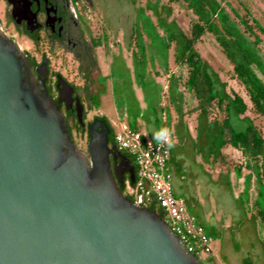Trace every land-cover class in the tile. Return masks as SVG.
<instances>
[{
  "label": "water",
  "instance_id": "1",
  "mask_svg": "<svg viewBox=\"0 0 264 264\" xmlns=\"http://www.w3.org/2000/svg\"><path fill=\"white\" fill-rule=\"evenodd\" d=\"M47 62L36 75L0 25V264H202L122 192L126 173L138 188L140 167L110 144L103 120L88 125L87 150L73 139L59 103H72L74 87L59 75V101L50 96ZM76 109L84 125L79 99Z\"/></svg>",
  "mask_w": 264,
  "mask_h": 264
},
{
  "label": "rangeland",
  "instance_id": "2",
  "mask_svg": "<svg viewBox=\"0 0 264 264\" xmlns=\"http://www.w3.org/2000/svg\"><path fill=\"white\" fill-rule=\"evenodd\" d=\"M210 2L217 3V11H220L214 16L215 22L222 26L220 14L227 13L229 19L238 24L241 32L252 44L255 37L244 31L240 18L248 20L260 38V42L254 46L264 63V0H204L207 7ZM79 5L90 30L89 38L101 41V45L95 48L98 63L93 69L95 77L99 75L105 77V73L108 72V61H113L114 71H125L127 78L134 79L137 88H141L144 103H153L154 91L147 93L150 98L147 97L145 100L144 97L145 87L149 84L144 85V79L147 78L144 75L139 76V72L142 73L143 70L136 68L134 72L136 57L138 60L141 58L142 46H145L147 47L145 58L149 69L153 71L158 69L163 73L169 69L175 71L177 75L181 74L183 80L181 87L185 93L184 108L187 110L185 114L192 116L196 113L193 109L197 105V99L185 85L188 68L177 64L175 60L177 45L173 41L169 43L166 31L168 28L173 30L178 27L186 34L190 33L192 22L198 19V15L189 6V1L170 3L168 0H79ZM160 16L163 18L159 19ZM163 19L167 23H174L177 27L174 24L162 27L159 23L163 22ZM0 23L6 34L18 42L22 50L30 52L37 60H41V51L35 50L31 41L25 35L18 34L10 20H7L3 3H0ZM257 24L263 30L258 28ZM168 43L169 46H167ZM195 47L202 58L209 63L211 70L218 75L217 90H221L222 85H225V90L231 96L237 93L247 104L245 114L237 117L232 113L233 125L243 127L246 125V118H251L264 137V115L254 112L249 94L244 84L238 79L233 63L226 56L216 36L212 32H206ZM49 57L54 72H61L76 85L83 84L84 77L72 54L61 53L56 56L51 53ZM122 57L127 61L130 71L124 70L120 59ZM163 61H168L170 66L165 67ZM255 68L264 80L261 69L256 66ZM106 76L107 83L101 85L97 81L94 85L95 89L92 90L101 97L100 106L91 107L89 101L86 100L85 105L88 110L85 124L96 115L108 114V103L112 105L111 90L108 89L110 84H108V75ZM128 84L132 87V83ZM126 88L127 93L121 95L120 100L126 96L129 103L135 104L133 89L130 88L128 91ZM106 93L107 95L103 96ZM166 95L167 93L164 95V101H167ZM224 115L216 107L209 118L206 113L202 112L197 119L195 117L190 119L191 125L194 124L197 127L195 132L190 133L183 125L179 126L181 133L179 132L175 148L173 147V156L183 165L182 174L185 177L181 179V173L174 175V190L178 196L187 200L192 207V212L207 226L215 239L214 253L201 257L204 264H264L262 242L264 224L253 215L255 213L254 201L257 197V175L254 169L248 167V162L254 166L256 161H249L240 149L230 145L221 149L222 159L214 162L213 157L210 156L212 149L219 148L220 138V132L211 124V120L213 118L222 119ZM72 134L80 147L87 150L89 142L87 128L85 127L84 131L73 128ZM263 164L264 159L258 162L260 167H263ZM238 168H241L239 177ZM248 175H251V181L247 200L242 195L246 189ZM239 196L242 198L238 199ZM246 260L249 261L246 262Z\"/></svg>",
  "mask_w": 264,
  "mask_h": 264
},
{
  "label": "trees",
  "instance_id": "3",
  "mask_svg": "<svg viewBox=\"0 0 264 264\" xmlns=\"http://www.w3.org/2000/svg\"><path fill=\"white\" fill-rule=\"evenodd\" d=\"M168 1L170 3H178L182 0ZM187 1H189V6L192 7L198 15V19L192 22L189 34L183 32L174 23L165 22V19H163V22L160 21L159 24L162 27L170 26L172 24L177 27L173 30L168 28L166 30L168 33L167 37L169 43L172 41L176 42L177 51L175 60L177 64L186 66L188 68V76L185 85L190 91L193 92L195 98L197 99V105L193 111L200 113L204 112L209 118L211 112L217 107L219 111L225 114L222 119L213 118V120H211V124L220 132V138L218 141L219 148H215V150L212 149L210 156L214 157V161H217L220 158L222 159L223 152L221 149L227 145H230L234 148L240 149L243 155L248 158L249 161H256L254 166L248 162V167L250 169H254L255 174L257 175V197L254 201L255 213L253 215L259 219L262 224H264V164L263 167L258 166V162L264 159V137L251 118H246V125L243 127H235L233 125L231 121L232 113H234L237 117H240L247 111V104L239 94L235 93L234 96H231L225 90V85H222L221 90H217L216 80H218V75L211 70L209 63L202 58L201 54L195 47L206 32H212L216 36L219 44L222 46L228 59L233 63L234 71L238 79L244 84L249 94L254 112L259 115H264V80L260 77L257 69L255 68V66L258 67V69H261L260 71L264 74V63L262 62L257 48L254 46L260 42V38L254 31V27L243 17L240 18V22L244 27V31L255 37L252 44L251 41L244 35V33L241 32L238 24L229 19L227 13L222 12L220 14L222 26L215 22L214 16L220 12L217 11V3L210 2L209 7H207V5L204 3V0ZM162 18L161 16L159 17V19ZM257 25L258 28L263 30L259 24ZM169 43L167 46H169ZM94 45L96 47L100 46L101 41L96 40ZM43 59H48V57L44 55L43 58H41V61ZM30 62L32 64L38 63L35 57H31ZM91 63V66L97 67L98 65L95 58L92 59ZM144 63L145 54L143 50L141 58L138 60V57H136V68L143 70L145 68ZM81 73L83 74L84 78L88 79L90 77V74H88L85 69H81ZM52 87L53 85L51 77L49 79L48 88L51 89ZM84 92L85 89L83 90L82 87H79V95L81 96L82 93L85 95ZM86 97L91 107H99V94L89 92ZM66 118L68 119L70 135L72 137L73 128H76L80 131L85 130L84 125L81 124L77 116L67 115ZM96 119L103 120L109 126V142L111 145H115V130L108 118L104 115H101L96 116ZM87 133L88 140H90L91 136L88 129ZM122 152L135 166V162L131 154L126 151ZM261 171H263V173ZM237 175L238 177L241 175V168L237 169ZM128 177L129 175H127L125 179ZM250 179L251 175H248L246 179V189L242 195V197L245 196L247 200L249 199L248 191L250 188ZM120 189L123 193H126L124 185L120 186ZM127 196L133 200V197L129 195ZM242 197L239 196L238 199H241ZM148 208L154 210L162 218H164L161 208H159L156 204H152ZM206 230L210 235H212L208 231L207 226ZM262 242L264 245V238ZM248 261L249 260H246V262ZM202 264H204L203 261Z\"/></svg>",
  "mask_w": 264,
  "mask_h": 264
},
{
  "label": "flooded vegetation",
  "instance_id": "4",
  "mask_svg": "<svg viewBox=\"0 0 264 264\" xmlns=\"http://www.w3.org/2000/svg\"><path fill=\"white\" fill-rule=\"evenodd\" d=\"M0 3L4 4L5 16L13 24L16 32L25 35L31 41L35 50L41 51V58L44 55L48 57L46 85L49 95L56 101H59L60 93L57 82L59 75H62L74 87L71 104L66 101L58 102L64 115L78 117L76 107L77 99H79L84 105L83 117L86 120L88 110L85 105L87 100L86 96L95 89L94 85L99 80L98 77H95V72H93L95 66H91L92 59L95 58L97 60L95 54V48L97 47L94 45L97 39L89 38L90 30L87 26L84 13L81 11L79 0H13V2L0 0ZM17 5L21 9L19 13ZM27 7L30 8L29 12L26 10ZM26 53L29 59L34 57L30 52ZM51 53L56 56L61 53L72 54L78 62L80 70L85 69L90 74V77L88 79L84 78L83 84L76 85L69 81L61 72H54L51 58L49 57ZM45 60H37V64H32L36 75H39L37 69L40 68ZM51 77L54 78L52 81L54 87L49 89L48 84ZM99 84L102 85L104 83L100 82ZM79 87H82L83 90L85 89V95L83 93L81 96L79 95ZM96 116L87 124H84V127L88 129V125L97 120ZM111 162L113 173L116 176L117 161L111 157ZM127 175L126 173L125 178Z\"/></svg>",
  "mask_w": 264,
  "mask_h": 264
},
{
  "label": "built area",
  "instance_id": "5",
  "mask_svg": "<svg viewBox=\"0 0 264 264\" xmlns=\"http://www.w3.org/2000/svg\"><path fill=\"white\" fill-rule=\"evenodd\" d=\"M115 141L118 149L130 153L135 164L140 167L138 188L132 189L128 177L124 180L125 194L133 197L132 201L142 207L156 204L161 208L163 219L191 253L200 258L212 255L214 237L190 211L186 199L175 193L170 169L171 149L166 144H158L147 133L128 125L115 132Z\"/></svg>",
  "mask_w": 264,
  "mask_h": 264
},
{
  "label": "crops",
  "instance_id": "6",
  "mask_svg": "<svg viewBox=\"0 0 264 264\" xmlns=\"http://www.w3.org/2000/svg\"><path fill=\"white\" fill-rule=\"evenodd\" d=\"M142 48L145 54L147 47L142 46ZM120 59L123 62L124 70L127 69L128 71H130V68H128L127 66V61L123 59V57ZM168 63V61H163L165 67L170 66ZM144 64V74L143 72H139V76L141 77L144 75L145 78H147L144 79V85L146 83L149 84L145 87V100L147 97L150 98L149 96H147V93L150 94L154 91L153 103L145 104L144 98L142 97L143 94H141V88H137L134 79H128L125 71L123 72L122 69V71H114L113 61L110 62L109 60L108 72L105 73V77L100 75L98 76V82H103L105 84L107 83L106 75H108V84H110V86H108V89L111 90V93L109 90L108 91L113 99L112 105L108 103V114H105V116L110 121L115 132L121 130L124 125H128L131 128L139 129L147 133L152 138L153 131L158 130L161 127H167L172 130L173 138L176 144L177 136L180 132L179 126L183 125L184 128L190 133L191 131L195 132V129H197V127L194 124L191 125L190 119L192 120L194 119V117L195 119H197L200 112H196L192 116L185 114V111L187 110H185L184 108L185 93L182 91L181 87L183 81L181 74L177 75L175 71L169 69H166L165 73L159 72L158 69H155V71H153L148 68L146 58ZM136 70L137 69L135 67L134 72H136ZM129 82L132 83V87L128 84ZM126 86H128V91L130 90V88L133 89L134 97L136 99L135 104L129 103L126 96L123 98V100H120L122 99L121 95H125L127 93L125 91ZM166 93L167 95L165 97L167 98V101H164L163 99ZM118 94H120V96ZM106 95L107 93L103 96ZM99 100L101 104V97ZM174 148H171L170 160V169L173 174V179L174 175H178L179 173H181L180 178L184 179L185 176L182 174L183 165L180 162L176 161L173 156ZM188 207L190 211H192V207L190 204H188Z\"/></svg>",
  "mask_w": 264,
  "mask_h": 264
},
{
  "label": "clouds",
  "instance_id": "7",
  "mask_svg": "<svg viewBox=\"0 0 264 264\" xmlns=\"http://www.w3.org/2000/svg\"><path fill=\"white\" fill-rule=\"evenodd\" d=\"M152 139L158 144L167 145L169 149L175 146L173 139V133L167 127H161L158 130L153 131Z\"/></svg>",
  "mask_w": 264,
  "mask_h": 264
}]
</instances>
